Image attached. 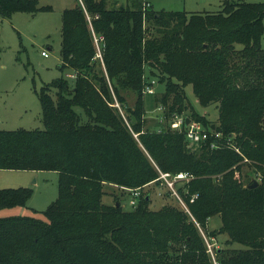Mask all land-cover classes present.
I'll use <instances>...</instances> for the list:
<instances>
[{
  "label": "trees",
  "instance_id": "obj_1",
  "mask_svg": "<svg viewBox=\"0 0 264 264\" xmlns=\"http://www.w3.org/2000/svg\"><path fill=\"white\" fill-rule=\"evenodd\" d=\"M145 2L76 0L62 10L59 68L73 71L72 85L64 73L36 91L43 128L0 129V169L54 170L57 196L44 218L0 216V264H264V0H222L202 12ZM49 8L0 0L2 17ZM146 72L165 81L157 98L164 114L187 109L188 84L201 105L215 103L214 121L191 116L220 133L216 146L191 149L184 123L145 126ZM125 90L135 94L132 107ZM244 165L256 186L242 180ZM158 169L192 175L177 186L190 214L149 206ZM105 182L127 197L139 188L136 204L103 202ZM31 194L29 186L0 188V209L25 205ZM214 215L220 225L207 229ZM201 229L243 247H216L212 259Z\"/></svg>",
  "mask_w": 264,
  "mask_h": 264
},
{
  "label": "rangeland",
  "instance_id": "obj_2",
  "mask_svg": "<svg viewBox=\"0 0 264 264\" xmlns=\"http://www.w3.org/2000/svg\"><path fill=\"white\" fill-rule=\"evenodd\" d=\"M124 0H119L123 2ZM154 10H186L190 12L217 11L220 9L222 0H146ZM261 1V0H247ZM76 0H38L39 5H48L47 10H38L36 12L15 11L9 17L0 16V129L16 128H43L41 119V107L36 91L46 82L59 77L61 74L71 73L70 69L60 70V27L62 10L71 7ZM99 44V40L96 42ZM260 45L264 48V19L263 34ZM45 51L46 55L41 52ZM73 73V71H72ZM66 76V75H65ZM148 79L154 78V93H146L143 89L144 97V116L145 126L150 129L158 127H174L172 123L178 119L192 118L191 111H197L204 114L208 119L214 121L218 115V109L215 103L206 106L201 105L192 92L191 85L185 86V103L187 109L178 113H169L157 101V98L164 90L165 81H159L157 75H149ZM74 77H68L72 85ZM127 105L133 106L135 94L131 90H125L124 93ZM114 106L117 107L123 118L127 121L119 103L114 100ZM75 109L80 112L82 119L85 116L79 106ZM201 127L204 125L200 122ZM136 137V133L133 134ZM196 144L191 146V149ZM252 166L244 165L242 167V180L256 179L251 172ZM57 172L54 170H14L0 169V188L29 186L32 188V194L25 205L6 207L0 209V216L14 214L33 215L44 218L41 211L57 196ZM164 186V185H163ZM151 208H158L162 202L164 204H173L181 207L177 198L169 190L161 185L151 184ZM104 194L102 201L111 203L116 197L121 198V203L125 208L129 207L128 197L121 194L117 186L105 182L102 186ZM168 192V196L163 194L162 190ZM162 191V192H161ZM161 192V193H160ZM118 197V198H119ZM175 198V199H174ZM177 200V201H176ZM182 208V207H181ZM10 211L4 213V211ZM189 214V213H188ZM194 221V220H193ZM220 217L214 215L207 221V229L219 227ZM201 235L206 242L207 251L211 258H214V249L219 246L243 247L238 242H232L228 245L225 241L226 234L219 233L215 236H207L201 229Z\"/></svg>",
  "mask_w": 264,
  "mask_h": 264
},
{
  "label": "built area",
  "instance_id": "obj_3",
  "mask_svg": "<svg viewBox=\"0 0 264 264\" xmlns=\"http://www.w3.org/2000/svg\"><path fill=\"white\" fill-rule=\"evenodd\" d=\"M144 6H149L148 2L144 3ZM95 41L97 42V39L95 38ZM96 57H99L101 59L100 50L97 47L96 50ZM43 55H46L45 51L41 52ZM67 77H74V74L72 73H66ZM155 83L154 78L148 79V82L146 83L144 87V92L146 93H154L153 84ZM184 123L183 131L186 136L187 145L191 147L193 144H198L203 141L209 140L210 147L216 146L217 142L213 138H217L220 136L219 132H213V131H207L205 127H201L199 121H195L194 119H190L187 124H185V117L178 119L176 122L172 123L174 127L180 129V125ZM211 137V138H210ZM158 177L159 183L161 185H164L167 190L170 191L172 195H174L178 203L181 205L182 209L185 210L187 213L190 214L189 209L186 205V203L181 198L180 194L178 193L177 186L178 184H181L185 181H188L192 175L190 173H187L185 171H178L175 173L168 172V171H161L158 169ZM130 190L129 197H128V204L131 206H134L137 202V198L140 195V189L139 188H128ZM196 197V194H193L190 198V201L193 200V198Z\"/></svg>",
  "mask_w": 264,
  "mask_h": 264
},
{
  "label": "water",
  "instance_id": "obj_4",
  "mask_svg": "<svg viewBox=\"0 0 264 264\" xmlns=\"http://www.w3.org/2000/svg\"><path fill=\"white\" fill-rule=\"evenodd\" d=\"M189 118L188 117H186L185 118V124H187L188 122H189ZM253 180V182L251 183V184H249L248 186L249 187H254V186H256L257 185V183H258V181L256 180V179H252ZM116 205H117V203H116Z\"/></svg>",
  "mask_w": 264,
  "mask_h": 264
},
{
  "label": "crops",
  "instance_id": "obj_5",
  "mask_svg": "<svg viewBox=\"0 0 264 264\" xmlns=\"http://www.w3.org/2000/svg\"><path fill=\"white\" fill-rule=\"evenodd\" d=\"M7 170H10V169H7ZM32 171H41V170H32ZM10 211H4V213H9Z\"/></svg>",
  "mask_w": 264,
  "mask_h": 264
}]
</instances>
